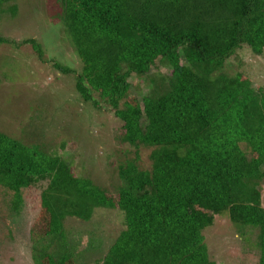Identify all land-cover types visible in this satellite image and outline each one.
<instances>
[{
	"label": "trees",
	"instance_id": "trees-1",
	"mask_svg": "<svg viewBox=\"0 0 264 264\" xmlns=\"http://www.w3.org/2000/svg\"><path fill=\"white\" fill-rule=\"evenodd\" d=\"M11 1L0 0V13ZM57 2L55 17L81 62L78 70L61 72L75 71L80 101H91L89 106L100 111L101 101L106 102L121 122L108 146L118 151V161L111 169L104 165L120 180L116 204L124 227L101 258L90 261L82 250L81 256L74 253L64 217L87 220L94 208L115 204L61 157L74 135L64 134L69 124L55 123L53 131L62 137L53 142L63 141L56 147L45 131L16 123L12 133L0 130L7 232H20L17 218L25 192L45 185L39 200L48 214L47 228L37 237L28 231L33 264H213L202 230L216 212L231 206L243 217L232 224L258 229L257 261L264 264V206L259 203L264 87L222 71L226 60L245 47L264 55V0ZM26 43L41 52L34 39ZM155 61L168 69L166 78L150 80L147 94L137 91L141 104L128 102L131 80ZM21 131L26 138L34 133L41 152L21 142ZM69 201L74 207L66 211Z\"/></svg>",
	"mask_w": 264,
	"mask_h": 264
},
{
	"label": "rangeland",
	"instance_id": "rangeland-1",
	"mask_svg": "<svg viewBox=\"0 0 264 264\" xmlns=\"http://www.w3.org/2000/svg\"><path fill=\"white\" fill-rule=\"evenodd\" d=\"M59 11L57 0H13L3 6L0 13V130L12 133L17 128L16 123L32 126L33 131L38 127L45 131L51 144L59 147L58 144L63 141L54 140L57 142L54 144L53 137L62 135L53 131L54 125L69 124L64 134L74 135L64 146L65 150L61 149V157L71 163L76 176L91 180L115 204V208H94L87 220L74 216L63 219V227L73 232L71 240L67 241L70 249L80 256L82 250L85 257L93 261L105 254L124 227L116 204V188L120 180L117 175L107 173L104 165L107 163V169H111L112 164L118 161V151L108 146L114 144L112 136L121 122L106 102H100V111L91 108L94 106L91 101H80L73 81L75 71L61 72V68L78 70L81 62L72 48L67 29L59 17H55ZM29 39L39 44L41 52L26 43ZM179 64L184 65L183 60ZM222 71L231 76L241 74L257 89L264 87V55H254L246 47L228 58ZM166 72H169L168 69L159 67V61H155L143 76H135L131 80L128 102L134 103L136 99L141 104L137 91L147 94L150 80L166 78ZM94 96L100 100L98 93ZM19 136L22 143L41 152L36 143L42 144L34 138V133L26 138L27 134L21 131ZM145 153L141 152L144 158ZM143 164L141 161L140 165ZM44 186L25 192L21 214L17 218L20 232L17 235L14 231V236L7 232L8 227L5 226L10 220L5 206L8 202L0 189V264H33L28 231L31 230L32 236L37 237L47 228L48 214L39 200ZM260 189L259 203L263 207L264 179ZM73 207L72 201L64 205L66 211ZM226 210L216 212L213 222L202 230L210 261L213 264H259L255 245L258 229L241 230L243 224L234 225L231 220L240 222L243 217L231 206ZM242 233L243 236L240 235Z\"/></svg>",
	"mask_w": 264,
	"mask_h": 264
}]
</instances>
